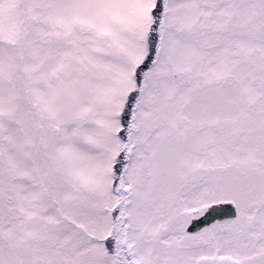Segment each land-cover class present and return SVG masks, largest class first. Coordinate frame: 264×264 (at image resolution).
Returning <instances> with one entry per match:
<instances>
[{"label": "snow or ice", "instance_id": "1", "mask_svg": "<svg viewBox=\"0 0 264 264\" xmlns=\"http://www.w3.org/2000/svg\"><path fill=\"white\" fill-rule=\"evenodd\" d=\"M0 264H264V0H0Z\"/></svg>", "mask_w": 264, "mask_h": 264}]
</instances>
